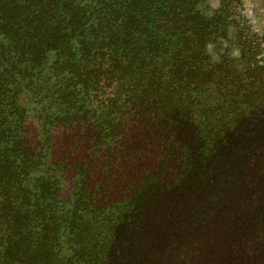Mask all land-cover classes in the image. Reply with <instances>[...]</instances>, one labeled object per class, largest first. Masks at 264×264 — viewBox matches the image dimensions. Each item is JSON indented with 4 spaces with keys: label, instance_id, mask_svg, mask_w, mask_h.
<instances>
[{
    "label": "trees",
    "instance_id": "obj_1",
    "mask_svg": "<svg viewBox=\"0 0 264 264\" xmlns=\"http://www.w3.org/2000/svg\"><path fill=\"white\" fill-rule=\"evenodd\" d=\"M211 1L0 0V264H264V35Z\"/></svg>",
    "mask_w": 264,
    "mask_h": 264
},
{
    "label": "rangeland",
    "instance_id": "obj_2",
    "mask_svg": "<svg viewBox=\"0 0 264 264\" xmlns=\"http://www.w3.org/2000/svg\"><path fill=\"white\" fill-rule=\"evenodd\" d=\"M239 5V14L243 15L245 20L251 25L252 29L261 35H264V0H241ZM211 4H216V0H212ZM226 46V45H225ZM230 54L236 55V49L233 46L228 48ZM224 48H221L223 51ZM217 56V53H214Z\"/></svg>",
    "mask_w": 264,
    "mask_h": 264
}]
</instances>
